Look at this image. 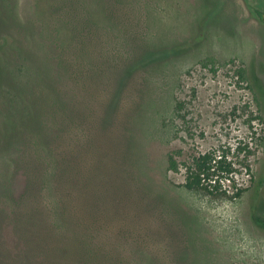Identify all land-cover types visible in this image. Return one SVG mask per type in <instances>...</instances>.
I'll use <instances>...</instances> for the list:
<instances>
[{"label":"rangeland","instance_id":"374dc122","mask_svg":"<svg viewBox=\"0 0 264 264\" xmlns=\"http://www.w3.org/2000/svg\"><path fill=\"white\" fill-rule=\"evenodd\" d=\"M259 13L0 0V264H264ZM239 146L250 171L242 153L227 195L168 167L221 147L237 162Z\"/></svg>","mask_w":264,"mask_h":264},{"label":"trees","instance_id":"16d2710c","mask_svg":"<svg viewBox=\"0 0 264 264\" xmlns=\"http://www.w3.org/2000/svg\"><path fill=\"white\" fill-rule=\"evenodd\" d=\"M259 15L262 14L259 13ZM58 102H62L61 98ZM59 104L62 105V103ZM220 149L196 155L190 162L179 160L180 151L172 152L168 156L169 170L172 172H180L182 168L185 170L184 187L188 191L205 192L212 196L227 195V189H223V183L230 180L231 175L236 171L234 166L239 163L238 159L242 153H244L242 165L250 171L247 161L252 152L247 146H239L235 154L237 162H234L230 159V150L223 147ZM241 194L242 191L238 189L235 197H240Z\"/></svg>","mask_w":264,"mask_h":264},{"label":"flooded vegetation","instance_id":"af4514ba","mask_svg":"<svg viewBox=\"0 0 264 264\" xmlns=\"http://www.w3.org/2000/svg\"><path fill=\"white\" fill-rule=\"evenodd\" d=\"M259 18H260V20H262L263 22H264V17L261 15H259Z\"/></svg>","mask_w":264,"mask_h":264}]
</instances>
